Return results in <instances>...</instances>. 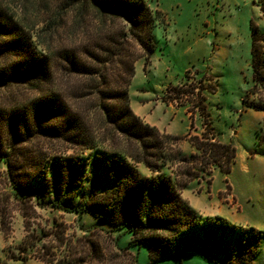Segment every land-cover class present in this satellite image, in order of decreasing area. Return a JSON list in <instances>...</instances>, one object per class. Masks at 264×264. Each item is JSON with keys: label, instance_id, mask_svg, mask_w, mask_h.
Instances as JSON below:
<instances>
[{"label": "rangeland", "instance_id": "374dc122", "mask_svg": "<svg viewBox=\"0 0 264 264\" xmlns=\"http://www.w3.org/2000/svg\"><path fill=\"white\" fill-rule=\"evenodd\" d=\"M53 1L0 0V5L16 15H20V6L24 7L28 11L22 14L28 21L38 23L46 17L45 12H32V6ZM143 1L159 16L148 62L140 57L134 66L129 85L131 110L135 113L141 107L149 109L161 129L165 128L166 133H161L178 137L166 146L169 161L163 172L184 184L182 199L187 198L193 205L190 208L203 219L225 222L237 237L234 239L243 237L242 241L254 253L251 264H264V114L242 103L247 96L251 101L264 97L262 90L251 94L254 84L250 66V26L264 32L260 10L264 0ZM84 22L76 28L67 14L65 24L59 28L61 43L79 49L87 41L93 46L99 43L102 38L93 36V24L86 28ZM112 25L114 30L124 29L120 20H114ZM42 26L35 24V29ZM125 49L131 54H141L132 41ZM116 69L112 65L108 71L116 73ZM56 80L99 144L133 150L98 115L96 98L90 89L92 80L67 78L61 69L56 72ZM34 96L29 86H13L0 90V106ZM203 108L207 116L202 113ZM188 136L196 137L195 143L201 142L205 152H198ZM220 145L234 149L228 172L224 169L227 162L222 158ZM72 147L61 141L33 138L18 144L10 154V161L13 164L21 161L29 167L33 162L30 158L34 159L39 152L70 154ZM17 151L23 157L16 159ZM88 153L85 159L88 169L91 167V176L97 173L103 178L111 168L106 169L102 161L95 164L94 154L87 156ZM190 155L198 156L195 160L181 161ZM136 167L141 175H151L142 164ZM91 187L84 182L77 196L88 195ZM14 193L6 167L0 164V264H133L135 254L137 264H178L175 257L152 262L146 246L137 251L132 249L131 253L119 250L117 244L123 247L129 238L123 232L112 231L109 215L65 213L50 207L47 199L40 200L38 205L35 195L20 199ZM252 230L257 235H252ZM182 264L229 263L221 257L213 256L210 260L189 251L182 255Z\"/></svg>", "mask_w": 264, "mask_h": 264}, {"label": "trees", "instance_id": "16d2710c", "mask_svg": "<svg viewBox=\"0 0 264 264\" xmlns=\"http://www.w3.org/2000/svg\"><path fill=\"white\" fill-rule=\"evenodd\" d=\"M32 10L45 12L46 17L38 21L43 25L40 29H35L37 22H29L22 14L28 11L24 7L20 6V15H16L0 5V90L24 85L35 93L34 97L0 106V164L6 167L14 196L25 199L35 195L38 205L47 199L53 209L78 216L89 212L97 217L109 215L112 231L129 238L125 246L117 244L118 249L131 253L146 246L152 262L175 257L182 264V255L194 251L210 260L214 256L229 264H251L254 253L243 237L235 240L225 222H212L196 214L181 197L184 184L163 172L169 161L166 146L178 137L159 132L131 110L129 85L134 66L140 57L148 62L153 52V30L159 13L151 11L143 0H54L49 5L32 6ZM260 10L264 16L262 4ZM67 14L76 28L85 20L86 28L93 24V36L102 38L99 43L93 46L87 41L81 49L63 45L59 28ZM114 20H120L124 29L114 30ZM250 35L251 94L256 95L257 91L264 93V32L251 25ZM129 41L141 54L125 49ZM112 65L117 67L116 73L108 71ZM60 69L67 78L94 82L90 89L98 115L133 150L119 145L106 147L91 136L86 121L57 84L56 72ZM242 103L264 114V97L251 101L247 96ZM201 110L207 116L204 108ZM33 138L61 141L74 149L70 154L39 152L30 158L33 162L27 164L29 167L21 161L11 163L15 147ZM188 139L198 152H205L201 142L195 143L196 137ZM220 147L228 172L234 149ZM87 151V156L94 154L95 164L102 161L106 169L111 168L103 178L97 173L91 176ZM14 155L16 159L23 157L21 151ZM197 156L182 157L181 161ZM138 164L151 175H141ZM84 182L91 184V191L77 196ZM251 233L257 235L255 230ZM132 261L137 264L136 254Z\"/></svg>", "mask_w": 264, "mask_h": 264}, {"label": "crops", "instance_id": "0c3cea01", "mask_svg": "<svg viewBox=\"0 0 264 264\" xmlns=\"http://www.w3.org/2000/svg\"><path fill=\"white\" fill-rule=\"evenodd\" d=\"M134 114L137 117H139L144 123L148 124L149 126L156 128L160 132L166 133L165 128L161 129V124L156 123V120L153 117V116H155L154 112H149V109L147 110V109H145V107H141V108L137 109V111ZM184 199L189 203V205H191L190 207L193 206L192 204H190V202L187 198H184Z\"/></svg>", "mask_w": 264, "mask_h": 264}]
</instances>
